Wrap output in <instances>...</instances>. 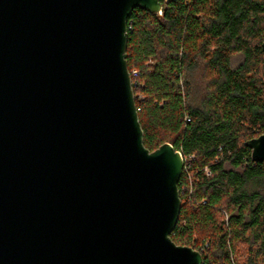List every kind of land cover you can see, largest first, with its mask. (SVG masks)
I'll use <instances>...</instances> for the list:
<instances>
[{
	"label": "water",
	"instance_id": "obj_1",
	"mask_svg": "<svg viewBox=\"0 0 264 264\" xmlns=\"http://www.w3.org/2000/svg\"><path fill=\"white\" fill-rule=\"evenodd\" d=\"M169 1L0 0V264L203 263L170 239L184 161L144 147L126 61L131 12Z\"/></svg>",
	"mask_w": 264,
	"mask_h": 264
},
{
	"label": "trees",
	"instance_id": "obj_2",
	"mask_svg": "<svg viewBox=\"0 0 264 264\" xmlns=\"http://www.w3.org/2000/svg\"><path fill=\"white\" fill-rule=\"evenodd\" d=\"M127 25L143 145L184 160L170 239L202 264H264V162L246 147L264 134V0H170Z\"/></svg>",
	"mask_w": 264,
	"mask_h": 264
},
{
	"label": "built area",
	"instance_id": "obj_3",
	"mask_svg": "<svg viewBox=\"0 0 264 264\" xmlns=\"http://www.w3.org/2000/svg\"><path fill=\"white\" fill-rule=\"evenodd\" d=\"M159 14H160V13H159ZM128 30H130V27H128V25H127V31H128ZM146 65L149 66V67L152 66V65H153V61H152V60H149L148 63H147ZM132 73H133L134 76H136V75L138 74V72H136V71H133ZM181 156H182V155H181ZM183 161H184V160H183ZM183 168H184V167H183ZM205 173L208 175V174H209V171H208V170H205ZM202 203H204V202H202Z\"/></svg>",
	"mask_w": 264,
	"mask_h": 264
},
{
	"label": "rangeland",
	"instance_id": "obj_4",
	"mask_svg": "<svg viewBox=\"0 0 264 264\" xmlns=\"http://www.w3.org/2000/svg\"><path fill=\"white\" fill-rule=\"evenodd\" d=\"M239 62H240V58H237V59L234 58V60L232 62V66H234V67L237 66Z\"/></svg>",
	"mask_w": 264,
	"mask_h": 264
}]
</instances>
